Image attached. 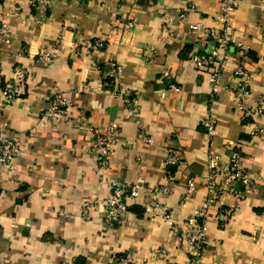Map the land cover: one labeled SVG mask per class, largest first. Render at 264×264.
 <instances>
[{"label":"crops","instance_id":"crops-1","mask_svg":"<svg viewBox=\"0 0 264 264\" xmlns=\"http://www.w3.org/2000/svg\"><path fill=\"white\" fill-rule=\"evenodd\" d=\"M239 1L232 33L248 54L231 51L221 86L211 96L207 79L187 55L208 53L213 45L188 26L217 29L219 0H54L44 17L27 0H0V16L7 17L11 33L1 52L0 88L12 83L16 90L14 103L0 111V129L21 145L12 170L0 175V264H116L120 255L134 264H188L180 232L207 198L208 157L227 169L235 148L258 191L238 201L218 188L205 221L201 264H264V136L251 138L252 123L240 120L227 89L241 64L252 74L250 103L261 99L264 105V0ZM190 5L195 12L187 11ZM183 13L179 31L166 38L169 19L177 21ZM60 35L65 52L51 64L38 62L40 47ZM95 40H102V50L86 47ZM73 42L84 44L80 55L68 51ZM110 61L123 72L104 80L93 64ZM16 73L21 82L14 81ZM168 84L176 90H167ZM52 91L70 103L65 120L43 117ZM113 93L134 100V107ZM208 118L216 120L213 136L202 127ZM112 123L126 142L112 150L110 167L102 170L88 129ZM140 131L152 139L150 145L136 141ZM168 152L183 160L165 171ZM139 176L172 189L164 206L174 230L143 200L111 231L103 226V207L89 221L80 217L84 198L104 201L109 181L131 185ZM190 180L196 190L182 200ZM235 191L242 188L236 185ZM159 249L166 256L152 254Z\"/></svg>","mask_w":264,"mask_h":264},{"label":"built area","instance_id":"built-area-1","mask_svg":"<svg viewBox=\"0 0 264 264\" xmlns=\"http://www.w3.org/2000/svg\"><path fill=\"white\" fill-rule=\"evenodd\" d=\"M54 0H27L28 6L33 12H37L42 17L50 9V5ZM239 0H219L218 13L215 23L218 28L210 29L202 24H190L189 30L192 32L199 31V38L203 42H209L213 45L208 53H189L187 60L191 63L198 74L207 79L211 96H214L221 86L223 73L226 64L231 58V51H237L243 57L248 54L247 49L240 41H236L233 37L231 26V15L239 7ZM188 12H195L194 5L188 6ZM185 18V14H180L177 21L169 19V30L165 33L166 38H172L179 31L178 25ZM40 21L38 22V24ZM129 26L131 23L128 24ZM11 42V33L9 32V24L7 17L0 16V66L1 52ZM87 48L100 51L104 44L102 40H95L86 44ZM83 43L73 42L70 44L68 51L75 54H81ZM66 50L62 36H58L53 43L40 47L36 54L37 61L42 64H51ZM93 68L102 73L104 80L117 79L121 76L123 69L115 62H108L104 65L93 64ZM164 79H168L169 75L166 71L162 72ZM233 84L228 85L227 89L232 95L234 110L240 115V120L252 123L250 136L254 140L261 139L264 136V105L261 99L255 104L250 103L251 99V83L252 74L243 65L238 64L232 71ZM21 73H16L14 81L21 82ZM167 90H176L175 85L168 84ZM16 90L12 83H5L0 88V111L12 105L15 101ZM113 96L121 99L127 108H132L135 101L127 97H121L118 93ZM70 103L68 99L58 91H52L45 100L43 117L45 119L60 121L68 118ZM208 136L215 135L216 120L208 118L202 121ZM0 129V175L12 170L14 161L21 154V145ZM88 135L91 139L93 150L98 155V166L105 170L110 167V157L112 150L126 140L122 137L119 127L116 123L108 124L105 127L91 126L88 129ZM136 141L143 145H150L152 139L144 132H139ZM131 144V141H127ZM182 157L174 152H168L163 158V167L165 171L170 168H178L182 164ZM109 194L104 201H98L95 198H84L80 203V217L89 221L92 219L96 209L103 207L102 223L105 229L113 230L122 226L125 222L130 206L137 201H145V205L149 212L156 218L161 219L165 224L175 229L174 223L167 214L164 206L166 197L172 194V189L167 186H152L146 180L139 176L134 183L123 184L115 180L109 181ZM236 185L242 188V192L235 191ZM205 191L207 193L206 200L198 207L193 217L186 220L183 230H181V238L186 250L188 264H201L203 249L207 236V227L205 224L208 212L218 195V188L226 193L235 196L236 200L241 201L246 196L256 193L258 186L253 175L247 170L244 159L235 148L229 152L228 168L219 167L216 157H208V172L205 176ZM196 190L192 180L187 182L185 191V200L191 197ZM154 256L164 257L165 251L162 249L153 251ZM116 264H134L130 256L120 255L114 258Z\"/></svg>","mask_w":264,"mask_h":264}]
</instances>
